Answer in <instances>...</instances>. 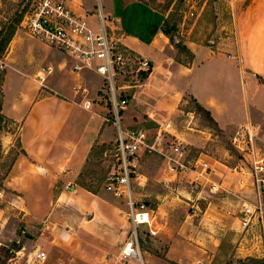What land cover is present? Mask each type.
Returning a JSON list of instances; mask_svg holds the SVG:
<instances>
[{"label":"crops","instance_id":"obj_1","mask_svg":"<svg viewBox=\"0 0 264 264\" xmlns=\"http://www.w3.org/2000/svg\"><path fill=\"white\" fill-rule=\"evenodd\" d=\"M127 1L131 3L135 0ZM222 1L230 6L237 3V0ZM147 16L149 21L142 34L131 35L123 30L122 39L126 47L146 58L151 68L144 84L152 87L151 91L147 89L150 96L147 95V99L150 98L147 107L154 111L169 110L165 106L168 96L180 100L184 95H189L209 112L220 130L229 132L250 120L257 126L260 139L264 142V0H248L242 8L231 12L234 48L216 46L215 43L200 44L197 39L186 38L183 44L191 52V59L186 65L173 60L176 51L162 32L166 13L147 8ZM65 72L68 79H72L68 88L50 83L45 87L47 94L36 98L39 92L37 86L34 93L29 90L35 95L29 106L17 101L15 109L10 112L4 110L2 102L3 114L19 123L18 141L21 150L2 183L20 201L21 217L26 223V231L21 233L28 237L35 233L27 260L19 257L28 244V241L23 240V235H1L5 240L13 239V245L17 244V247L11 248L14 256L8 257L4 264L34 262L38 251H47L49 254L48 262L41 264H56L59 255L72 259L68 256V250H72L74 233L82 240L85 236H99L105 244L100 254L93 255L84 247V242L79 243L78 247L83 250L79 256L95 264L105 256L107 250L122 244L129 232V229L125 232L122 223L124 199L106 190L108 197L76 187L70 193L72 203L63 205V210L70 217H61L58 214L61 211L52 208L51 201L56 198L55 185L65 180L63 171L78 174L93 146L108 143L116 136L115 127L105 121V103L99 99V91L93 97L89 87L80 82L81 73L92 72L83 70L75 73L71 66ZM75 85L85 87L87 93H75ZM158 86L168 88L171 93L165 97L153 91L155 87V90L159 89ZM85 99L91 100L90 109L82 106ZM75 105L84 111L83 117L74 112ZM122 120L123 112V126ZM81 125L79 139L73 142L70 137ZM234 181V176L228 180L229 188L234 192L231 195L222 198L204 196L206 208L200 209L202 214L198 224H192L191 227L182 223L163 256L145 251V264H244L245 259H264V217L261 226H254L245 234L241 232L237 217L239 207L245 202L255 203L256 198L250 186L239 190L232 184ZM62 193L60 191L57 197L60 198ZM85 198L88 199L86 205L75 204V200ZM34 207L40 211L36 215V226L32 224L34 221L31 217ZM28 212L29 217L26 216ZM82 214L87 216L85 220ZM45 217L48 218L47 222L43 220ZM188 218L191 219L192 215ZM93 221L96 223L91 227ZM55 222L67 223L69 228H56ZM113 226L115 230H112Z\"/></svg>","mask_w":264,"mask_h":264},{"label":"rangeland","instance_id":"obj_2","mask_svg":"<svg viewBox=\"0 0 264 264\" xmlns=\"http://www.w3.org/2000/svg\"><path fill=\"white\" fill-rule=\"evenodd\" d=\"M247 1L237 0L236 5L231 4V6L222 0H135L131 3L127 0H104V2L102 0V3L104 8L119 20L123 30L131 35L142 34L147 28L149 21L147 8L162 14L166 13L169 26L175 27L170 33L173 38L170 43L176 51L173 60L186 65L191 59L189 53L181 49L186 38L197 39L200 44L215 43L220 47L225 45L230 48L235 47L234 34L231 30V12L242 8ZM26 4V0H0V29L4 27L6 30L9 26H14L10 41L4 50H0V104L2 110V102L4 103L6 112L14 110L17 101H23L25 106H29L35 96L29 90L34 93L37 86L39 92L36 98L47 94L48 90L45 87L50 83L60 85L62 88H68L72 83V79H68L64 74L71 66V60L54 47L29 37L22 29L20 19ZM125 53L129 60L134 62L130 61L132 65L125 66L123 73L125 77L122 80L119 76L116 79L117 84L127 86L126 92L122 93V96L127 97V107L120 112L121 114L123 112V127L133 131H145L148 142L155 143L156 147L155 151L144 150L141 153L137 163L139 174L133 182L135 196L148 202L155 226L159 230L155 236L142 235L140 246L143 255L145 251H149L157 256H163L169 241L176 235L182 223L185 222L188 226L198 224L202 214L200 209L206 208V202L202 199L194 200L196 195L200 192L202 197H209L206 194L207 187L200 189L195 187L194 183H190L189 172L178 173L176 176L170 174L163 156L164 153H169L168 142L174 139L184 147L187 165H190L200 154H205L228 166H233L240 157L230 141L236 128L229 132L220 130L213 119L198 107L193 98L184 95L182 99L175 100L173 96H168L170 90L166 87L158 86L159 89L155 90L156 86L153 91L168 96L165 106L170 109L155 110V112L153 108L147 107L150 101V98L147 99L149 93L147 89L151 91L152 87L150 84L148 86L144 84L151 68L147 64V66L142 65L145 70H138L139 61L147 63V59L128 47L125 48ZM79 78L81 83L89 87L90 95L93 97L97 91L103 89L102 79L93 73L83 72ZM104 108L105 115L108 116L110 104L105 102ZM74 112L83 117L84 111L77 105L74 107ZM82 126L77 132L72 133L70 138L73 142L79 139ZM18 129L19 123L0 111V241L3 243L0 245V264H4L8 257L14 256L9 249L17 247V244L13 245L15 243L13 239L5 240L1 235L5 236L6 233L8 237L17 234L24 236L23 240L28 241V244L19 256L23 260L29 259L32 239L35 238V233L32 237L21 233L23 230L26 231V223L21 217L20 201L5 189L2 183V179L21 152ZM114 141L115 139H112L108 143L95 144L78 174L63 171L65 180L55 185L56 198L51 201L53 203L51 207L60 210L58 214L61 217H70L68 212L63 210V205L72 203L70 193L76 187L109 196L105 191V178L116 164ZM169 177L170 181H164ZM67 185H73V190L68 189ZM60 191L63 193L58 198ZM87 201L86 198L75 200V204L86 205ZM121 204L124 205L122 201ZM123 208L125 211V206ZM39 212L38 207L32 210L34 226L38 225L35 219ZM82 215L85 220L87 216ZM189 215H192L191 219L188 218ZM26 216L29 217L30 213L28 212ZM55 218L57 219L58 215ZM47 219L45 217L44 222H47ZM95 223L96 221L91 222V227ZM122 223L125 232H128L129 222L124 213ZM55 227L63 230L64 227L68 229L69 225L55 222ZM115 229L116 227L113 226L112 230ZM73 235L72 250H68V256L70 255L72 259L59 255L56 264H92L80 257L83 250L78 247L79 243L84 242V247H87V251L93 255L100 254L101 247L105 244L101 242L99 236H85L83 241L77 234ZM115 252L116 246L107 250L105 256L95 264H112L110 256ZM45 253L44 263H47L49 254L47 251ZM244 261L247 262V259ZM32 262L30 260L28 264Z\"/></svg>","mask_w":264,"mask_h":264},{"label":"built area","instance_id":"obj_3","mask_svg":"<svg viewBox=\"0 0 264 264\" xmlns=\"http://www.w3.org/2000/svg\"><path fill=\"white\" fill-rule=\"evenodd\" d=\"M26 3L20 19L26 34L54 47L70 59L73 72L87 70L103 81L99 99L110 104L105 121L116 129V164L105 178V190L124 199V214L129 222L125 241L116 246V252L110 258L112 264H145L141 237L155 236L158 229L148 202L135 197L133 182L139 174L137 163L141 153L144 150L155 151L156 147L155 143L148 142L145 131H133L121 125L120 112L128 102L122 93L126 92L127 86L117 84L116 79L118 76L120 80L125 77V66L132 65L134 60H129L125 53L120 22L105 10L102 0H26ZM139 64L138 70H145L146 61H139ZM73 89L75 93H87V89L80 85L73 86ZM91 105L89 99L82 103L85 109H90ZM230 141L240 155L233 166L205 154H200L187 165L184 147L174 139L168 142L169 153L163 156L170 174L176 176L189 172L190 183L200 189L207 187L206 194L215 198L234 193L229 188L231 176L235 177L232 184L237 189L244 190L250 186L256 202L242 203L237 212L241 232L245 234L254 226H261L264 217V142L260 139L257 126L250 120L234 130ZM170 180V177L164 179ZM67 188L73 190V185H67ZM201 199L205 200L199 192L194 200ZM9 252L14 250L10 248ZM35 258L32 264H41L46 260V253L38 251Z\"/></svg>","mask_w":264,"mask_h":264},{"label":"trees","instance_id":"obj_4","mask_svg":"<svg viewBox=\"0 0 264 264\" xmlns=\"http://www.w3.org/2000/svg\"><path fill=\"white\" fill-rule=\"evenodd\" d=\"M174 28L175 27L173 25L171 27L169 26L168 16H166L163 20L161 29H162L163 34L168 37L169 41L173 39L170 33H171V30H175ZM13 32H14V26H9L8 29L6 30L4 29V27L0 29V50L1 51L5 49L6 45L8 44V42L10 41L13 35ZM175 46L178 47L179 45H175ZM181 49L186 50L191 57V52L186 48L185 45H183ZM142 75L144 76L145 73L143 72ZM198 107L202 111H205L207 115L209 116V112L204 110L200 105H198ZM0 111H1V104H0ZM244 264H264V259L249 258L247 259V262H245Z\"/></svg>","mask_w":264,"mask_h":264}]
</instances>
